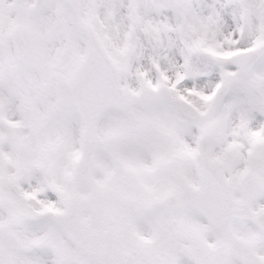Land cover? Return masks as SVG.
Returning a JSON list of instances; mask_svg holds the SVG:
<instances>
[{
	"label": "rangeland",
	"instance_id": "1",
	"mask_svg": "<svg viewBox=\"0 0 264 264\" xmlns=\"http://www.w3.org/2000/svg\"><path fill=\"white\" fill-rule=\"evenodd\" d=\"M81 3L76 16L64 0H48L39 11L32 0H0V178L12 180L22 194L38 189V201L30 205L40 213L62 210L87 197L103 198L109 190L126 201L150 205V196L163 190L152 186L148 174L140 175L152 168V158L173 150L197 154L204 141L214 159L228 155L229 166L245 165L247 157L242 155L247 154L264 160V0ZM84 25L92 26L100 36L134 103L126 114L109 113L100 123L103 149L98 155L97 188L88 193L77 183L75 190L59 186L53 195L48 191L51 181L46 180V165V181H37L33 173V164L38 167L41 159L35 154L39 145L28 127V118H32L29 101L43 97L46 105L37 109L40 116L55 106L65 109L70 113L63 116L70 117V124L65 121V125L77 136L84 126L69 109L64 79L57 83L60 93L46 98L41 86L50 75L19 65L9 35L17 28H34L36 50L48 56L43 63L53 66V76H66L84 55ZM243 28L246 35H241ZM63 47L69 48L65 54ZM250 47L260 50L262 59L242 78L227 67L226 59ZM29 84L28 93L24 87ZM33 85L40 90L32 91ZM156 88L172 97L162 98L163 92L156 97ZM13 144L22 145L21 155ZM9 148L16 152L5 164ZM175 170L176 166L171 168L173 174ZM57 194L62 195L60 200ZM139 212L128 215L115 235L120 221L113 211L87 210L64 227L33 222L13 201L0 198V264H160L149 256L148 246L154 237L161 235V241L166 240L168 228L161 225L165 220L160 214L151 216L145 207ZM239 234L230 241L216 234L207 236L208 243H221L218 251L222 254L217 257L212 256L217 253L215 248L204 252L188 238L174 240L171 251L187 264H241L242 246L249 241L264 252V238L244 230ZM136 239L145 252L133 244ZM163 250L161 244L157 253Z\"/></svg>",
	"mask_w": 264,
	"mask_h": 264
},
{
	"label": "water",
	"instance_id": "2",
	"mask_svg": "<svg viewBox=\"0 0 264 264\" xmlns=\"http://www.w3.org/2000/svg\"><path fill=\"white\" fill-rule=\"evenodd\" d=\"M91 48H98L96 42L91 43ZM95 66H96L95 63H89L88 68L81 75L80 81L71 85V88L73 90V94H74L75 98L79 97V95H78L79 91L85 90L87 88L94 89L95 86L97 87L100 84V80L98 78H96L95 76H93V74H92V70L95 68ZM109 68H110V72H112V68L110 66H109ZM76 104H77L78 109H80V112L82 113V115L85 117V114L81 109L80 102L78 101V99L76 100ZM90 122L92 124L94 121L90 120ZM91 133H93L92 125H91Z\"/></svg>",
	"mask_w": 264,
	"mask_h": 264
}]
</instances>
